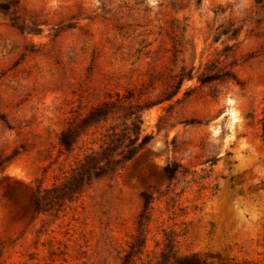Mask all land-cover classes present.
Returning <instances> with one entry per match:
<instances>
[{
	"label": "rangeland",
	"instance_id": "374dc122",
	"mask_svg": "<svg viewBox=\"0 0 264 264\" xmlns=\"http://www.w3.org/2000/svg\"><path fill=\"white\" fill-rule=\"evenodd\" d=\"M134 110L142 148L57 200ZM263 134L264 0H0V264H264Z\"/></svg>",
	"mask_w": 264,
	"mask_h": 264
},
{
	"label": "trees",
	"instance_id": "16d2710c",
	"mask_svg": "<svg viewBox=\"0 0 264 264\" xmlns=\"http://www.w3.org/2000/svg\"><path fill=\"white\" fill-rule=\"evenodd\" d=\"M113 108L114 103L105 102L101 106L93 108L83 119V122H92V124H98L101 121L105 122L108 116V110ZM127 109H131V106ZM138 113L139 110H134V112L126 115L127 119H133L130 123L131 129H128L125 124L124 128L119 132H117L116 128L111 129L109 134L104 135L105 139L99 148L100 151L92 152L90 155L85 156L78 162L77 166L72 169L68 179L59 185V187L50 191L52 194L58 193L56 194L57 200L70 201L74 195L81 192V188L85 185V180L89 181L93 175L97 178L99 175L113 174L115 168L130 160L142 148L143 143L137 144L141 124V117L137 115ZM92 124H88L87 126ZM76 129L77 126H74V123H68L67 128L60 134L59 144L66 152L71 150L78 138ZM125 141H127V144H124ZM95 171H99V174H95ZM164 171H171L172 173L175 170H170L169 167H165ZM143 197L145 199V206L147 207L150 203V196L145 194ZM48 199L47 197L34 199L33 212H37L38 208H40L39 205L45 204L44 206H46L45 202ZM144 210H146V208H144ZM135 247V243L129 246V251L124 256L122 264H129V259L133 256L132 254ZM155 264H204V262L201 261L197 255L176 258L169 256V253H165L162 254L160 260Z\"/></svg>",
	"mask_w": 264,
	"mask_h": 264
}]
</instances>
